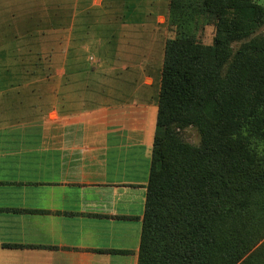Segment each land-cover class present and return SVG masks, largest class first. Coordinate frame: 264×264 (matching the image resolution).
I'll return each mask as SVG.
<instances>
[{
	"label": "crops",
	"instance_id": "1",
	"mask_svg": "<svg viewBox=\"0 0 264 264\" xmlns=\"http://www.w3.org/2000/svg\"><path fill=\"white\" fill-rule=\"evenodd\" d=\"M67 41L2 75L0 264H138L156 83L131 47Z\"/></svg>",
	"mask_w": 264,
	"mask_h": 264
},
{
	"label": "trees",
	"instance_id": "2",
	"mask_svg": "<svg viewBox=\"0 0 264 264\" xmlns=\"http://www.w3.org/2000/svg\"><path fill=\"white\" fill-rule=\"evenodd\" d=\"M183 18L214 26L212 45L192 46L178 32ZM263 24L252 0H169L175 36L164 46L138 264L258 263L264 151L253 145H264V40L254 33ZM188 127L198 145L181 141ZM242 178L246 191L233 186Z\"/></svg>",
	"mask_w": 264,
	"mask_h": 264
},
{
	"label": "rangeland",
	"instance_id": "3",
	"mask_svg": "<svg viewBox=\"0 0 264 264\" xmlns=\"http://www.w3.org/2000/svg\"><path fill=\"white\" fill-rule=\"evenodd\" d=\"M252 2L264 10V0ZM168 3L169 0H0V87L2 75L6 72L24 71L25 68L32 70L30 67H35L33 59L50 58L57 45L59 53L56 54L61 59L66 52L68 39H71V51L75 56L79 55L78 42L87 43L89 48L94 44L97 47L100 41L106 64L111 63L116 51L123 60L129 58L127 52L131 47L132 56L156 83L157 114L164 46L166 40L175 36L168 27ZM181 10L182 14H189L185 9ZM183 21L178 32L186 31L192 46L212 45L214 26L201 28L185 18ZM69 27L74 28L70 34L67 32ZM254 34L264 40V24ZM148 62L154 74L147 68ZM41 66L45 67L44 64L36 67L41 69ZM110 68L111 65H107L105 70ZM150 76L146 78V85L151 83ZM178 133L183 142L193 145L200 142L199 135L191 127ZM237 143L244 144L243 141ZM253 147L257 154L264 151L263 143L255 142ZM233 148L236 152L238 145ZM241 151L234 154L237 163V158L245 157ZM258 158L262 159L263 155ZM260 172H264L263 161L258 167ZM233 186L241 191L248 189L244 178L235 180ZM248 231L251 232V228ZM254 244L252 241V253L259 259L257 264H264V248H261L264 238Z\"/></svg>",
	"mask_w": 264,
	"mask_h": 264
}]
</instances>
